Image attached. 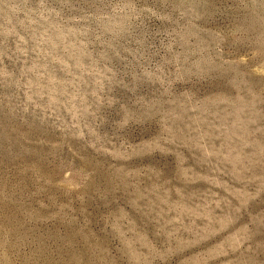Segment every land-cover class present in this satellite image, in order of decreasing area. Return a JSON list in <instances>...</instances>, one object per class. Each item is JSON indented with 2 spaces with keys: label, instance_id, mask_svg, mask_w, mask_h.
<instances>
[{
  "label": "rangeland",
  "instance_id": "obj_1",
  "mask_svg": "<svg viewBox=\"0 0 264 264\" xmlns=\"http://www.w3.org/2000/svg\"><path fill=\"white\" fill-rule=\"evenodd\" d=\"M0 264H264V0H0Z\"/></svg>",
  "mask_w": 264,
  "mask_h": 264
}]
</instances>
